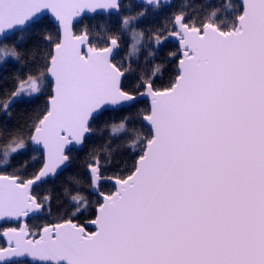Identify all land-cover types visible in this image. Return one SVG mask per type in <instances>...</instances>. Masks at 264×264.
<instances>
[{"label": "snow or ice", "instance_id": "6c2138e0", "mask_svg": "<svg viewBox=\"0 0 264 264\" xmlns=\"http://www.w3.org/2000/svg\"><path fill=\"white\" fill-rule=\"evenodd\" d=\"M0 264H264V0H0Z\"/></svg>", "mask_w": 264, "mask_h": 264}]
</instances>
